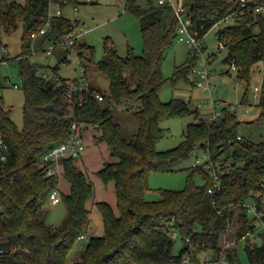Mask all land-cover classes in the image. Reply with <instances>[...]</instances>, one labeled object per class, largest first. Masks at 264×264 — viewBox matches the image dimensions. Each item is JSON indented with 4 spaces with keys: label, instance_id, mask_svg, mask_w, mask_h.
<instances>
[{
    "label": "trees",
    "instance_id": "1",
    "mask_svg": "<svg viewBox=\"0 0 264 264\" xmlns=\"http://www.w3.org/2000/svg\"><path fill=\"white\" fill-rule=\"evenodd\" d=\"M78 1L0 0V36L22 23L18 66L25 93L21 128L0 95V134L7 143L6 150L0 149V264H171L184 262L186 255L200 260L201 251H210L213 264H223V259L241 264L238 244L248 232H255L257 223L244 209L235 216L228 206L246 198H264L260 183L264 176V139L255 141L240 134L242 120L230 103L223 104L220 115L208 119L200 115L199 107H192L183 98L160 99L158 91L168 79L173 83L181 78L192 80L199 53L206 48L200 45L189 50L187 60L175 66L171 77L162 73L165 53L177 37L180 23L169 2L125 0L126 10L141 23L142 53L129 47L122 56L105 41L104 56L98 65L110 79L108 91L89 84L87 89L74 90L69 99L68 80L79 85L84 75L72 79L61 76L55 64L45 77L38 73L43 65L29 55L33 48L42 51L45 44L59 46L73 28L65 9ZM53 5L62 8L63 13L50 16ZM259 5H264V0H187L180 6L201 41L214 25L228 15L232 17L233 23L221 26L216 34L227 50L222 60L235 63L237 78L245 83L241 104L250 103L255 66L263 65L257 101L260 113L248 123L259 122L264 116V11H255ZM49 16V28L34 37ZM73 48L80 54L85 49L92 51L90 45L78 40ZM57 78L61 83L57 84ZM97 92L104 95L102 100L95 96ZM114 103L123 104L136 116L138 128L132 138L123 135L121 123L115 120ZM177 114H192L195 120L188 123L179 145L157 149L158 139L166 133L161 118ZM74 122L81 124L83 132L86 125H95L100 129L98 138L108 144L113 159L106 161L97 174L104 183L114 182L116 207L106 200L94 202L102 215L103 233L91 235L80 258L70 262V249L92 222L88 201L94 197V184L77 165L76 157L64 156L63 173L71 185L69 193H59L69 211L60 225L47 223L44 203L58 186L59 174H46L53 161H44L43 155L68 137ZM199 150L217 162L221 188L213 198L207 195V189L214 179L204 163L188 167L183 189H161V197H146L152 171L175 170L194 152L200 156ZM196 172L202 176V183L195 182ZM221 206L224 215L216 210ZM228 214L236 218L235 247L222 243L227 235ZM173 231L177 237L172 236ZM259 234L261 243H252L249 238L245 242L250 264H264V232ZM177 239L182 247L175 253Z\"/></svg>",
    "mask_w": 264,
    "mask_h": 264
},
{
    "label": "rangeland",
    "instance_id": "2",
    "mask_svg": "<svg viewBox=\"0 0 264 264\" xmlns=\"http://www.w3.org/2000/svg\"><path fill=\"white\" fill-rule=\"evenodd\" d=\"M10 1L23 3L25 0ZM176 2L182 6L187 0H176ZM75 6H77V10L74 9ZM55 9L56 5H53L52 11H55ZM65 12L71 19L77 18L79 24L88 29L78 38V41L79 43L90 45L92 51L85 49L80 54L75 48L68 49L65 45H59L52 53H47L43 50L33 52L32 50L29 55L30 59L41 63L43 65L41 69L45 71H49L50 66L58 64V73L61 76L72 79L80 78L84 75L91 85L108 91L110 79L98 65L104 56L105 41L112 43L122 56L128 53L129 47H133L137 54L142 53L143 35L139 18L134 13L126 10L125 0H79L77 4L69 5ZM229 23H233L232 18L228 21H220L207 31L201 41V45L206 48L205 51H200L195 67L206 69L209 79L203 81L204 85L192 83H197L198 77L193 70L190 75L192 82L181 78L176 83H173L168 79L160 87L158 93L163 101H169L174 97L189 101L192 107H199L201 116L208 119L214 118V110L221 111L223 104L230 103L232 105L231 108L237 112L242 120L239 128L240 134L250 136L255 141H259L264 139V116L259 122L248 123L247 121L254 119L260 113V108L257 104L253 107H250V104H254L255 100H259V96L258 98L254 96V86L258 85L260 91L263 65L255 66L250 82V103L241 104L245 83L237 78L236 70L231 68V63L222 60L227 50L220 45L216 34L217 29ZM21 36V22L13 32L9 34L3 33L0 36V78L3 81V85L0 86V95L3 97L4 105L10 109L12 119L20 128L23 125V102L25 99L18 66V55L22 52ZM48 45L45 44L44 47ZM4 46L7 48L6 53L3 50ZM192 49L194 50L193 46L176 37L165 53L162 73L168 78L171 77L175 66L184 63L188 58L189 50ZM4 55L6 56L5 60H3ZM65 56L68 58L67 60L63 59ZM83 68H85V71H83ZM227 70L230 72H227ZM208 82L212 86L210 89L205 88ZM112 108L115 120L122 125L123 135L127 138H132L138 128L136 116L131 111L126 110L123 104L114 103ZM193 120H195V117L192 114L164 115L160 124L166 129V133L158 139L156 143L157 149L167 150L179 145L184 139V131L188 123ZM101 141L103 147L97 143L95 144L99 159L102 156H109V152L107 153L109 148H107L106 142L104 140ZM198 153L202 160L206 159V154L202 150H199ZM196 155L194 152L189 159L183 161L175 170L152 171L149 176L150 189L146 192V197L148 199L161 197V189H183L189 174L188 167L193 165L197 158ZM76 159L79 161L80 156L76 157ZM193 178L197 183H202L203 181L202 176L198 172L194 173ZM89 206L91 208L90 216L93 227L88 228L85 233L88 237L103 233L102 215L99 208L94 204ZM44 209V220L53 226L60 225L69 211L64 201L53 203L50 197L46 198ZM261 238L262 236L259 233L249 236V240L252 243H261ZM87 240L85 238L77 239L67 255L68 261L73 262L80 258L81 249L86 245ZM236 240L233 233L229 232L222 243L224 245L229 243V246L235 247ZM245 242H247V239L239 242L238 255L241 264H250L244 248ZM181 247L182 241L177 239L174 252L177 253ZM209 257H211L210 251H201L199 253L200 259ZM171 264L185 263L175 262Z\"/></svg>",
    "mask_w": 264,
    "mask_h": 264
},
{
    "label": "built area",
    "instance_id": "3",
    "mask_svg": "<svg viewBox=\"0 0 264 264\" xmlns=\"http://www.w3.org/2000/svg\"><path fill=\"white\" fill-rule=\"evenodd\" d=\"M160 3L164 2H169L170 4L173 5L178 18H179V27H178V33H177V38H179L181 41H184L188 43L189 45L193 46L194 48H200L201 45V39L198 37L197 32L194 31L190 27L191 20L187 16L186 12H181L180 11V5L177 4L176 0H158ZM75 10H77V6L74 7ZM255 11H264V5H259L255 8ZM56 15H61L63 13L62 8L57 7L55 11H52V8L49 9V15L51 16L52 14ZM50 16L46 23L40 28L39 31L34 33V37H37L40 34H43L46 32V30L50 26ZM232 17L230 15L226 16L223 21H228ZM79 20L77 18L71 19V23L73 25V28L63 37V39L58 43V45H65L68 49H72L75 42L78 40V38L88 29L84 28L83 25H80ZM219 23V22H218ZM221 46H223V42H219ZM56 48L55 43H49L48 46H46L43 50L47 53H52L53 50ZM4 52H7V48L4 46L3 47ZM38 50L33 48V52H37ZM231 68L234 70L237 69L235 63L231 64ZM85 68H83V71ZM194 71L197 74V85H204L203 81L208 80L209 76L206 71V69H199L195 67ZM38 73L40 75H43L45 77L49 76V73L47 71H42L39 70ZM69 83H71V89L68 91L67 96L69 99L72 98L73 91L76 90L77 88L79 89H87L89 87V80L86 77L80 78V83L79 85H76L73 83L72 80H68ZM61 83V80L57 78V84ZM17 86V84H15ZM211 83L208 82V85H205V88L210 89ZM259 86L255 85L254 86V96L255 98H258L259 96ZM95 96L102 100L104 98V95L101 92H97ZM257 100H255L254 104H250V107H253L256 105ZM221 114V111H215L214 110V115L213 117H216ZM86 148V143L84 139V132L81 129V124H78L77 122H74L72 124V129L71 132L69 133L68 137L60 141L59 143L53 145L44 155H43V160L44 161H53L52 164H50L47 167L46 174L47 175H52V174H59V169L57 167V159L60 157L64 156H73V157H78L81 156L82 153L84 152ZM0 149L6 150L7 149V143L4 137L0 134ZM5 157V156H4ZM205 164V168L210 170L214 182L211 186L208 187L207 189V195L211 198L214 197L216 193L221 188V183L218 178V174L216 171V166L217 162H215L213 159L209 158L206 156L205 160H202L201 156H198L195 161L193 162V166L199 165V164ZM262 187H264V176L262 177L260 181ZM50 199L53 203H58L60 202V193L58 188H54L51 193H50ZM213 200V204H214ZM229 211L234 212L235 216L239 213L241 209H244L247 214L254 219V221L257 223V229L255 232H248L246 236L243 237L244 239L249 238L250 235H254L256 233H261L264 232V198H246L239 203H230L229 206ZM216 210L218 213L224 215V206L221 207H216ZM226 219L228 221V230L226 234L229 232L234 233L235 232V227L234 225L236 224V218L234 216H231L230 214L226 215ZM173 237H177L178 234L177 232L173 231L172 232ZM80 238H85L86 240L89 239V237L86 234H81ZM194 246L193 244H190V250H193ZM215 260L212 259V257L205 258V259H200V260H193L190 255H186L184 258V263L185 264H213ZM223 264H231L228 260L223 259L222 260Z\"/></svg>",
    "mask_w": 264,
    "mask_h": 264
},
{
    "label": "crops",
    "instance_id": "4",
    "mask_svg": "<svg viewBox=\"0 0 264 264\" xmlns=\"http://www.w3.org/2000/svg\"><path fill=\"white\" fill-rule=\"evenodd\" d=\"M99 134H100V129L98 127L91 124L86 125L84 129V139L86 143V148L83 152L84 154L82 153V155L80 156L79 161L76 159V163L87 173L88 177L93 181L94 184V188H95L94 197L88 201V206L90 204H94V202L97 200H106L109 203H111L114 207H116V193H115L114 182L110 181L108 183H104L101 177L97 174V171L104 166L106 161L113 159L110 155V149H107V153L109 152L108 153L109 156L107 155L105 157L102 156L100 159L97 157L98 152L95 144L97 143L98 145L103 147V143H101L102 139L101 140L97 139ZM107 148H109L108 144H107ZM62 159L63 157H60L56 161L57 167L59 169L57 188L59 192L69 193L71 183L63 173ZM92 227L93 224L91 222L89 228Z\"/></svg>",
    "mask_w": 264,
    "mask_h": 264
}]
</instances>
